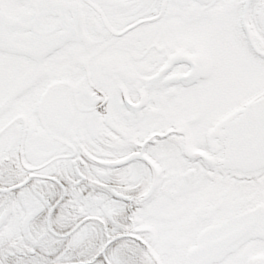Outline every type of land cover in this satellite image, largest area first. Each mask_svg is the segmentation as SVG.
Returning a JSON list of instances; mask_svg holds the SVG:
<instances>
[{
  "label": "snow or ice",
  "instance_id": "6c2138e0",
  "mask_svg": "<svg viewBox=\"0 0 264 264\" xmlns=\"http://www.w3.org/2000/svg\"><path fill=\"white\" fill-rule=\"evenodd\" d=\"M0 264H264V0H0Z\"/></svg>",
  "mask_w": 264,
  "mask_h": 264
}]
</instances>
